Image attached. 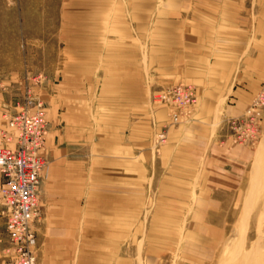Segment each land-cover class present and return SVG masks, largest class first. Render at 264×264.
Masks as SVG:
<instances>
[{
    "label": "crops",
    "instance_id": "0c3cea01",
    "mask_svg": "<svg viewBox=\"0 0 264 264\" xmlns=\"http://www.w3.org/2000/svg\"><path fill=\"white\" fill-rule=\"evenodd\" d=\"M61 17L36 264H212L255 157L230 120L264 84V0H64ZM170 82L198 103L155 150Z\"/></svg>",
    "mask_w": 264,
    "mask_h": 264
},
{
    "label": "rangeland",
    "instance_id": "374dc122",
    "mask_svg": "<svg viewBox=\"0 0 264 264\" xmlns=\"http://www.w3.org/2000/svg\"><path fill=\"white\" fill-rule=\"evenodd\" d=\"M63 3L64 0H0V108L11 111L8 117L17 113L28 98L40 100L46 108L45 96L64 60L60 44ZM189 86L195 93L194 86ZM263 87L264 84L252 102ZM196 100L197 104V95ZM262 109L255 157L243 178L237 206L231 211L224 240L212 264H264V104ZM5 246V215L0 207V264Z\"/></svg>",
    "mask_w": 264,
    "mask_h": 264
},
{
    "label": "built area",
    "instance_id": "2783aa9c",
    "mask_svg": "<svg viewBox=\"0 0 264 264\" xmlns=\"http://www.w3.org/2000/svg\"><path fill=\"white\" fill-rule=\"evenodd\" d=\"M242 116L230 120L234 143L254 145L264 104V87ZM167 110L168 124L153 140L155 150L165 143L168 125L189 121L196 95L189 85L161 87L153 97ZM47 131L45 108L26 99L22 108L0 127V202L4 206L6 246L1 264H36V230L39 218L38 184L45 168L42 151Z\"/></svg>",
    "mask_w": 264,
    "mask_h": 264
},
{
    "label": "bare ground",
    "instance_id": "6f19581e",
    "mask_svg": "<svg viewBox=\"0 0 264 264\" xmlns=\"http://www.w3.org/2000/svg\"><path fill=\"white\" fill-rule=\"evenodd\" d=\"M263 224H264V223H263ZM253 252H254V251H253ZM253 252H252V253H253ZM246 256H247V254H246ZM251 256H252V255H251ZM255 258H256V257H255ZM256 259H257V258H256Z\"/></svg>",
    "mask_w": 264,
    "mask_h": 264
}]
</instances>
